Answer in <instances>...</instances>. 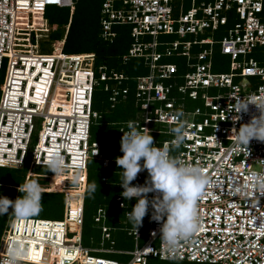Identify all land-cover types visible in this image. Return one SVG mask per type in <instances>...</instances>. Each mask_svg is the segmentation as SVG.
I'll return each mask as SVG.
<instances>
[{"label":"built area","instance_id":"1","mask_svg":"<svg viewBox=\"0 0 264 264\" xmlns=\"http://www.w3.org/2000/svg\"><path fill=\"white\" fill-rule=\"evenodd\" d=\"M176 1H179V7ZM74 3L75 0H0V129L14 125L12 129L20 138V135H27L26 128L28 132L34 131L40 122L38 142L30 153L31 168L33 164H44L49 153L46 146L59 151L64 148L71 153L68 146L72 138H78L79 144V139L86 137L82 133L91 123V114L95 118L101 117L90 107L92 83H100L93 79L95 54H65L60 46L63 42L52 43L51 52H40V41L48 37L47 33H43L48 31L43 17L44 8L49 5L72 6ZM100 23L102 35L106 38L116 35L112 29L114 24L130 25L133 43L124 60L143 57L149 65L148 74L136 79L135 92L142 115L130 120L141 131H145L143 127H146L157 147L169 145L172 155L204 167L215 182L205 189L198 201L200 228L190 239L179 243L174 255H169L159 239L162 221L158 223L149 219V206V214L143 218L137 232L133 227L128 230L133 238L132 249H106L103 242L101 248L84 246L81 230L87 160L90 156L101 158V155L97 142L93 143L90 155L86 140H83L78 163H74L71 153V160L67 162L70 166L62 174L64 178L57 180L52 176L48 189L65 193L66 209L69 210L65 212L64 220H17L13 217L1 236L0 255L6 254L12 241H19L18 236L38 238L36 231L40 226H46L55 230L51 235L49 230H44L42 236L45 262L24 258L22 264H94V260L95 264H120L94 257L91 254L94 251L131 255L124 264H150L149 258L201 264H264V227H261L264 223V195L254 194L250 198H243L231 194L236 184L247 180L250 171L264 168L259 161L264 159V142L251 140L247 155L243 147L235 144V137L232 136V129L247 123L250 115L256 112L255 106L250 104L249 113H241V119L234 122V97L264 95V0H104ZM161 34L176 35V38L162 40L159 38ZM159 46L163 50L160 51ZM217 51L229 56V71H213ZM257 53L262 57L257 58ZM174 54L184 57L187 62L188 69L183 74L182 83H178L179 78L175 76L178 72L176 63L159 62L164 55ZM30 61L41 63L39 71L34 63L28 68V72H36L33 77L36 82L43 77V69L49 70L48 81L45 82L48 89L45 99L41 101L26 98V89L29 96H35L36 92V86H27L28 79L23 75L28 73L23 71L27 67L26 62ZM78 71L84 73V78L74 87H77L78 94H82L83 102L73 100L74 93L69 90V82L78 77ZM98 72L100 80L114 79L121 83L128 79L122 72L109 74L106 66H100ZM9 74L13 82L19 81L18 84L8 82ZM165 80L170 82L166 84ZM14 84L19 87L16 90L20 93L16 95V105H13L16 109L10 110L6 102L9 101V92L14 91ZM109 86L107 84L105 89ZM175 87L179 95L196 101L198 105L193 110L185 108L187 103L184 98V101H179L177 97L170 96ZM210 88L215 90L213 94L208 93ZM60 89L64 90L61 91V100L52 111L54 96ZM112 91L111 101L114 105L120 96L126 97L128 88H114ZM71 104V111L65 112V107ZM9 110L13 113L12 117ZM178 110L184 114L181 119L186 123L187 138L181 146L172 148L170 142L173 136L169 129ZM130 120L123 122L119 131H127ZM152 124L161 126L152 128ZM12 129L4 133L9 140L3 144L0 141L3 148L0 165L19 163L22 166L26 162L28 148L19 145L21 152H13V145L9 144L14 136V133L9 136ZM161 134L171 137L163 138ZM18 140L22 141L21 138ZM41 142L46 146L40 147ZM108 161L103 160L104 167L108 166ZM71 170L73 175L70 174ZM77 172L78 186H73L71 178ZM147 176L146 170L141 171L135 183H131L143 184ZM148 195L151 197L153 193ZM117 199L122 206V197L118 196ZM73 201H76L75 209ZM104 218V210L99 209L95 220L104 223ZM108 229V226L102 225L107 237ZM57 232H61V236ZM25 243L29 247L28 242ZM52 243L57 248L64 244L68 254L79 251L85 258L64 256L60 261L51 253Z\"/></svg>","mask_w":264,"mask_h":264},{"label":"clouds","instance_id":"2","mask_svg":"<svg viewBox=\"0 0 264 264\" xmlns=\"http://www.w3.org/2000/svg\"><path fill=\"white\" fill-rule=\"evenodd\" d=\"M75 4V3H74ZM74 4L67 6H57L59 8L68 7L72 11L74 8ZM55 6V5H49ZM48 7V6H47ZM47 7L44 8V15L46 13ZM43 17L45 18V16ZM46 19V18H45ZM70 25V20L66 25H64V34L62 38L53 39L52 43L55 42H63V45H60L64 48L65 39L68 33ZM53 26V25H52ZM51 30L48 28L47 32L49 33ZM49 38V34L48 37ZM44 38V39H47ZM61 44V43H60ZM62 48V52H64ZM130 49V48H129ZM129 53V50H128ZM127 53V54H128ZM65 54H79V53H65ZM80 54H89V53H80ZM126 55V54H125ZM131 58V57H130ZM95 62V61H94ZM99 69V68H98ZM117 72V71H113ZM112 72V73H113ZM109 73V74H112ZM120 73V72H117ZM127 75L126 73L122 72ZM100 73L98 70H94L93 79L99 80L100 83H92L91 86V102L90 107L92 108V99H93V91L97 85L108 84L109 81L114 79H105L100 80ZM128 76V75H127ZM104 86V87H105ZM254 105L256 112L250 115V119L247 123H241L239 128L232 129V136L235 137V144L243 147L247 155L249 154L248 147L251 140L255 139L260 142H264V95H260L259 97L249 96L245 97H234V108L232 112L234 113L232 119L233 121H239L241 119V113H249V105ZM258 113V114H256ZM182 110H178L175 114V118L173 121V126L170 127L169 131L173 136L172 141L170 142L172 148H176L181 146L186 138H187V127L186 123L183 119ZM95 118L91 114L90 121ZM91 125V123H90ZM90 125L87 130L82 133V136L86 134L85 138L79 139L78 148L81 149L82 141L86 140L88 153L91 155V149L93 147V143L97 141H91L90 139ZM142 127V126H141ZM145 131H141L134 121L127 122V131L120 130L122 132V136L119 140L120 152L122 155L115 157V163L119 169L122 170L121 180H120V195L122 200H135V204L131 207L129 212L127 213V219L129 223L136 230L142 224L143 218L145 219V215L149 213L151 206V213L149 215V219L151 221H156L160 223L159 227V239L163 245V248L166 253L169 255H174L179 243L181 241H186L190 239L200 228V214L198 211V201L201 196L204 194L206 188L213 186L214 181L212 177L208 174L207 170L195 163L189 161H182L178 159L176 156L171 154V148L169 145H164L157 147L155 143H153V137L150 135V131H147L146 127H143ZM26 136L20 135L22 141H9L10 146L13 145V152L16 153L18 151L21 152L22 148L19 145H24L28 148L29 157V167H30V153L36 143L38 142V133L41 130L40 128L31 132H28L26 128ZM35 131L36 134H35ZM14 133L12 129L9 132V136ZM22 134V132H21ZM78 134V133H76ZM19 138V139H20ZM98 151L101 155V158L90 156L88 158V162L90 158H94L102 161L108 159V166L103 167L107 169L109 167L110 158L106 157L101 152L100 143ZM18 147L16 148V146ZM65 155V156H64ZM71 153L67 152L64 148L61 151H50L48 157L44 161V164H33V166H46L47 170H50L53 173H45L42 174L44 178L48 180V184L45 186H41V184L36 179H26L23 184H19L17 191L20 193L15 199H10L5 195H0V216L11 214L17 220L27 219L29 217L38 215L42 211V193L43 190L49 192H61L62 191H50V183L52 176L62 175L69 168V162L71 160ZM26 157V162H27ZM73 160L74 157H73ZM142 161V163H141ZM262 164H264V159L259 160ZM25 162V163H26ZM68 162V163H67ZM25 165V164H24ZM23 165V167H24ZM0 167H15L9 165H0ZM23 167H15V168H23ZM146 170L148 176L146 177L143 184H133L139 172ZM33 170L31 169V172ZM87 180L86 187L83 194V206H84V215H85V195L88 197H92L93 193L96 191V183L91 182L88 183V163H87ZM34 175L40 176L38 173H34ZM104 180L106 178H103ZM79 173L77 172L71 178V184L73 186H78ZM149 193H153L151 197H149ZM65 194V193H64ZM232 195H236L237 197L250 198L256 195H264V168L260 170H253L247 174V180L236 184L232 189ZM117 196V198H118ZM117 201H119L117 199ZM120 202V201H119ZM120 205V204H119ZM122 207V206H120ZM11 209V211H9ZM99 209L104 210L105 218L104 223L102 221H96L100 224L101 229V241L100 246L96 248H101L102 242L103 247L106 249L114 248L113 246H106V241L110 239V226L106 225L107 221V211L105 207H99L96 211L95 216L98 215ZM65 205V211H68ZM65 215V213H64ZM12 219V218H11ZM36 219V218H35ZM54 220V219H50ZM61 219L60 221H63ZM84 224V222H83ZM105 224L108 226V234L109 236H105L102 230V225ZM83 231V225L81 230V235ZM155 235V232H153ZM113 245V241L111 242ZM91 248V247H90ZM94 248V247H92ZM116 249V248H114ZM94 253V254H93ZM96 253H113V252H91L94 257H101L99 255H95ZM28 255V246L23 241H12L11 245L7 248L6 254L0 255V264H22V261ZM104 260H114L118 263H123L117 259L112 258H104Z\"/></svg>","mask_w":264,"mask_h":264},{"label":"trees","instance_id":"3","mask_svg":"<svg viewBox=\"0 0 264 264\" xmlns=\"http://www.w3.org/2000/svg\"><path fill=\"white\" fill-rule=\"evenodd\" d=\"M101 7H102V3H100L99 0H75L74 8L72 11L70 10V8L65 7L67 9L66 17L61 18L59 20V23L64 26L70 20L68 33H67L65 43H64V48H63L65 53H79V54L80 53H94L95 54L94 67L96 70H98L100 66H106V70L108 71V73L117 71V72H124L128 75V79H124L123 81H121V83H118L116 80L114 81L111 80L109 81L110 86L107 89H105L104 86L106 83H104V84L97 85L93 91L92 108L94 111L98 112V114H100L101 117L92 119V122L90 125V139L93 142L97 141L100 143L101 152L103 153L102 150L104 148H103L101 141L93 139V137L96 136L97 129L99 127L103 128L102 130H104V133L108 135L109 139L113 142V144L115 145L114 147L120 150L119 140L122 134H120L119 127L125 121L123 119V116H125L124 115L125 111L121 113L122 116H120L119 119H110L109 117L106 116L105 113L101 112L98 109L105 107L109 112L112 113V111L116 109L122 111L124 108H128L130 109L129 114L130 116L131 115L132 116L131 118H129L130 116L128 115L129 119L127 120H130V119L132 120L133 118H135L136 117L135 115L140 109L139 102L136 98V92H135L136 79L138 76L148 74L149 65L143 57H131L128 60H124V55L128 53V50L133 43V38L131 37V34H130V31H131L130 25L114 24L112 29L116 32V35L113 38H106L102 35V30H101L102 26L100 23ZM53 23H57V22H53ZM64 31L65 29L63 30L61 35H56L54 39L62 38ZM161 35L163 36L166 34H161ZM169 36H173V37L175 36L173 39L176 38V35H169ZM125 38L127 39L123 40ZM159 38L161 39V36H159ZM123 43H127V46L125 47ZM159 50L160 51L163 50V47L159 46ZM173 56H175V54ZM173 56L171 55V57ZM166 57H170V56L164 55L159 60V62L160 63L162 62L176 63L174 60H170V59H167L165 61ZM223 58L227 59L228 57L225 58V55L221 54L219 51H217L214 55V61L215 59L217 60V59H223ZM177 59H178V64L177 63L176 64L178 66V72L175 74V76H177L176 78H179L178 83H182L183 74H185V72L188 69L187 62L184 57L177 56ZM134 63H137V66H134L133 68H131L132 64ZM214 64L215 63H213V67H214ZM39 66L40 64L38 63V67ZM229 70H230V67H229ZM77 74H78V77H76L74 81L69 82V85H71L70 90L74 93L73 100H76V101L80 100L81 102L83 101V99L81 98L82 94H78V92L76 91L78 89L77 87H74V86L76 83H78L84 78V73L82 71H78ZM45 77L48 80L49 75L47 77V74H46ZM12 79H13L12 76H10L9 74L8 82L11 83ZM179 80H182V81H179ZM18 82L19 81L16 80V84H18ZM164 82L168 84L170 81L165 80ZM123 87L128 88V93L126 94V97L121 98L120 96L119 101L115 103L114 105H112L113 104V102L111 101V97L113 95L112 90L114 88L121 90ZM214 92L215 90L211 88L208 90V93L210 94H213ZM170 96L177 97L179 101H184L185 99L186 103L187 101H189L186 96L184 98L183 95H179L177 93L176 87L174 88L173 93H171ZM70 106L72 108V104ZM95 160L97 162V167L95 168L92 165L91 161L88 162V183L87 184L94 182V181L97 183H96V191L93 193L92 197H88L87 195H85V215H84V224H83V231H82V244L86 247H93V245H95L96 243L98 244L100 243L101 241L100 224L95 221L94 215L96 214V211L99 207H105L106 205L109 207L112 205V197L106 194H102V190H104L106 187L111 188L115 186L118 192L115 194L114 198H115V201L118 202L117 204L118 207L123 209L122 212L124 214V217H122L121 220L119 219V221H122V224H123L122 229L126 233L120 232L118 241H114L112 239L110 240V243L113 241V247L116 249H124V250L132 249L134 247L133 238L128 234V230L132 228L133 226L129 223L127 219V213L129 212L131 207L135 204V200H132V199L128 201L124 200L122 207H120L119 205L120 202L117 201V196L120 195L119 183L121 180V176L118 177L116 176V174L121 175L122 170L119 169L118 166L116 165L115 159L110 160L111 163L109 164V167L107 169L103 167L102 161L97 160V159ZM0 168L10 170V172L12 173H9V175L10 174L15 175L17 173L20 175L17 177V180H16V175L13 178V180H10V181L0 180V195H5L9 197L10 199H15L18 195H20V193L17 191L18 185L23 184L24 181L26 180V173L29 168V157H27V162L25 163L23 168H15V167H0ZM36 173L40 174V176L29 177L28 179L44 178L41 175L45 173H40V172H36ZM103 178H106V179L104 180ZM41 186L43 187L45 186V184H41ZM41 202L42 204L45 203L47 205L50 212L55 213L56 218H54V220H57V217L59 218L58 220H61L64 218V213H65L64 211H65V205H66V196L64 193L49 192V191L43 190ZM75 204H76V201H73L72 205L74 209L76 208ZM9 211H11V209H9ZM9 216L10 214L0 216V239L6 227V223L8 222L7 220L9 219ZM29 218H33V217H29ZM36 219H44V218H36ZM109 220L110 219L108 218L107 222H109ZM111 224H112V221L110 220L109 226ZM122 234L123 236L127 234V236L130 237L128 238L127 242L121 241L120 236ZM96 254H100V255L106 254V255L112 256L111 257L112 259H117L121 262H126L131 257V255L124 254V253H120V254L119 253H96ZM127 257H128V260H127Z\"/></svg>","mask_w":264,"mask_h":264},{"label":"rangeland","instance_id":"4","mask_svg":"<svg viewBox=\"0 0 264 264\" xmlns=\"http://www.w3.org/2000/svg\"><path fill=\"white\" fill-rule=\"evenodd\" d=\"M103 1L104 0H99L100 3H103ZM176 5H177V7H179V1H176ZM186 6L188 7L189 4L186 3ZM66 13H67V9L66 8H59L57 6H48L47 7L46 14L44 16L46 18V26L51 31L48 33L49 34V38L40 41V45H41L40 52H51L52 51V42H53V39L55 38L56 35H61L62 32H63V30H64V26L59 23V20L61 18L66 17ZM53 22H57V23H53ZM160 36H161V39L162 40H169V41H171L175 37V36L173 37V36H169V35L168 36H166V35H163V36L160 35ZM126 39L127 38H125L123 40H126ZM127 42H129V41H127ZM123 45L126 47L127 46V43H123ZM226 56L227 55H225V58L228 57L227 59H224V58L223 59H217V60L215 59V61H214L215 64H214V67H213V71L214 72H227L229 70V67H230V62H229L230 61V58H229V56H227V57ZM256 57L257 58H261L262 56L259 53H257L256 54ZM167 59L174 60L178 64V59H177V56L176 55L173 56V57H171V56L170 57H166L165 58V61ZM228 59H229V61H228ZM134 66H137V63L132 64L131 68H133ZM2 78H3V76L1 77V81H2ZM179 81H182V80H179ZM11 83H16V82L11 81ZM40 83H44V81H41ZM18 88L19 87L16 86V88H14V89H18ZM25 92H27V91H25ZM37 92H39V91H37ZM12 94L18 95L19 94V91H13ZM26 98L27 99L29 98L28 95L26 96ZM197 105H198V103L196 101L189 100V101H187V105L185 106V108H187L189 110H193ZM98 110H100L101 112L105 113L106 116L109 117L110 119H119L120 116H122L121 113L123 111H125L124 112V115L125 116H123V119L125 121L127 119L131 118V116H132V115L130 116V114H129L130 109H128V108H124L122 111L116 109V110H113L112 113L109 112L105 107L104 108H101V109L99 108ZM128 115L130 116L129 118H128ZM136 115H138L139 117H141L142 111L141 110H138V112H137ZM160 126L161 125H158V124H152L151 125L152 128H157V127H160ZM118 127H119V125H118ZM39 128H40V122L37 125V130ZM163 128L164 129H167V126H164ZM102 129L103 128H101V127H99L97 129L96 136H94L93 139H96V140L101 141V143L103 145V148H104L102 150L103 151V154L105 153L104 154L105 156H108L111 160H114L115 157L120 156L122 154L120 153V150H118L117 148L114 147L115 145L109 139L108 135H106L104 133V130H102ZM36 132L37 131H35V134H36ZM152 135L154 136V134H152ZM160 137L170 138L171 135H169V134H161ZM89 161H91V163L94 166V168L97 167V162H96V160L94 158H90ZM11 164L13 166H15V167H22L23 166V165L22 166L19 165V163H11ZM30 169H32L33 171L30 172L31 171ZM35 172H40V173H53L50 170H47L46 169V166L36 165V166H33L32 168L31 167L28 168V171L26 173V179H28L29 177H36V176H38V175H34ZM9 173H12V172H10V170H8V169L0 168V180H4V181H8L9 180L10 181V180H13V178L15 177V175H16V180H17V177L20 176L18 173L15 174V175H12V174L9 175ZM70 174L73 175L74 174L73 171H71ZM116 176L120 177L121 175L116 174ZM55 178L57 180H61V179L64 178V176L63 175H57V176H55ZM40 179H42V180H40ZM40 179H36L40 184H45V185L48 184V180L46 178H40ZM133 183H135V181H133ZM117 192H118V190H117V188L115 186L114 187H111V188H107L106 187L104 190H102V194H106V195L112 197V205L109 206V207L107 205L105 206V209L107 211V216L112 221V224L110 225L111 226V228H110L111 237H110V239H108L106 241V244H105L108 247L109 246H113V245H111L110 240L113 239L114 241H118L120 232L126 233L122 229V226H123L122 221H119V219L121 220V218L124 217V214L122 212L123 209H121V208L118 207V205H117L118 202H116L115 201V198H114L115 197V194ZM148 214H146L145 217ZM12 217L13 216L10 214L9 219L7 220L8 222L6 223V226L9 224V222H10V220H11ZM32 217L33 218H44V219H47V218L54 219V218H56L55 213L50 212L49 211V208L47 207V205L45 203L42 204V211L38 215H35V216H32ZM58 219L59 218L57 217V220ZM110 220H109V222H107L108 224L106 223V225L109 226ZM128 238H130V237L127 236V234L124 235V236L122 234L120 236V239L123 242H127ZM143 239H144V237H143ZM96 244L98 245V243H96ZM96 244L93 245V246H96ZM54 254H55V256L60 257V255H57V253H54ZM95 255H100V254H95ZM100 256H103L104 258H111L112 257V256H109V255H106V254H102ZM39 259L44 260L43 257H41ZM127 260H128V257H127ZM149 263L150 264H201V263L188 262V261H178V260L165 261V260H160L158 258H149ZM120 264H124V263H120ZM202 264H207V263H202Z\"/></svg>","mask_w":264,"mask_h":264},{"label":"bare ground","instance_id":"5","mask_svg":"<svg viewBox=\"0 0 264 264\" xmlns=\"http://www.w3.org/2000/svg\"><path fill=\"white\" fill-rule=\"evenodd\" d=\"M32 63H34L35 65L38 66V62H32V61H30V62L26 63L27 67H26L25 71H23V72L27 73L28 72V68H29V66ZM39 64L41 66V63H39ZM39 70H40V68L37 69V71H39ZM43 70H44L45 73L43 74V77L38 82H36L35 79L33 78L36 75V72H34V73L28 72L27 74H23L28 79V85L27 86H29V87L32 86V85H35L36 86L35 96L34 95L32 96L30 93H29L30 94V96H29L28 93L25 92L26 96L28 95L29 98H31V99H33L35 101L38 100V99H39V101L44 100L45 99V96H46L47 89H48V87L46 86V84L40 83L41 80H43L44 82H47L48 81L45 76H46V74H47V76L49 75V70H48V68L47 69H43ZM12 81H13V79H12ZM12 88H13L14 91H19V90L14 89V88H16V84H14V87H12ZM27 90L28 89H26V91ZM37 91H39V92H37ZM61 91H64V90L58 91L57 94H56V96H54L52 111L55 110V107L57 106L58 102L61 100V98H60V97H62ZM11 92L13 93V91H11ZM11 92H9V94H10L9 101L6 102V105H10V106H8V108H10V110H15L16 107H14L13 105H16V102H15L16 95L12 94ZM28 92H29V90H28ZM19 93H20V91H19ZM70 108H71L70 105H68L67 107H65V112H70L71 111ZM10 110H9V112H10ZM10 114H11V117H12L13 116V113L10 112ZM13 127H14V125H12L11 127L5 126L4 128L0 129V131H1V133H0L1 134L0 135L1 144H3L4 142H7L9 140V139H7V136L4 134L5 133V130H10ZM52 134L54 136L57 135V133H52ZM73 137H78V136H73ZM53 138H55V137H53ZM12 139L14 141H17V143H18V139L19 138H18V136L16 134V131H14V136H13ZM77 142H78V138H72L71 143L68 146L70 152L73 153V157L75 159L74 160V163H78V159H79V148H78ZM1 144H0V146H2ZM42 146H46V145L41 142L40 143V147H42ZM17 147H18V145L16 146V148ZM46 148H47V151L49 153H50V151H53V150L59 151L58 149H56L54 147H51V148H53V149H51V148H48L46 146ZM7 152H9V154H11V151H9V150ZM49 153H48V155H49ZM2 154H3V148L0 147V156ZM73 169L75 171V168H73ZM71 171H73V170H71ZM30 227H31V225H30ZM44 230H49L48 233L51 235V234H53V232H54L55 229L52 230L51 227L40 226L39 227V230L36 231L38 238L37 237H32V238L29 239L27 237H21V236H18L17 237V239L19 241L20 240H23L24 242L27 241L28 244H29V247H28V255H27V257H25L26 259L36 260L37 262L38 261H41L42 263L45 262L44 260L39 259V258L43 257L42 253H43V249H44V241H42V236L45 234ZM58 236H61V232L58 233ZM59 240H60V238H59ZM51 249H52V251H51L52 254L57 253V255H60V257L57 256L60 259V261H61V259L64 256H67L68 258H73V259L76 256H80L82 258H85V257L81 256V252H79V251H76L75 253L68 254L67 253V246L64 245V244L60 245V247L57 248L56 245H53V243H52ZM95 263H96V260H94V264Z\"/></svg>","mask_w":264,"mask_h":264},{"label":"crops","instance_id":"6","mask_svg":"<svg viewBox=\"0 0 264 264\" xmlns=\"http://www.w3.org/2000/svg\"><path fill=\"white\" fill-rule=\"evenodd\" d=\"M106 221H108V216H107V218H106ZM100 244H101V243H99L98 245L96 244V246H93V247L96 248V247L100 246ZM120 250H124V249H120ZM119 254H120V253H119Z\"/></svg>","mask_w":264,"mask_h":264},{"label":"snow or ice","instance_id":"7","mask_svg":"<svg viewBox=\"0 0 264 264\" xmlns=\"http://www.w3.org/2000/svg\"><path fill=\"white\" fill-rule=\"evenodd\" d=\"M261 227H264V223L261 224Z\"/></svg>","mask_w":264,"mask_h":264}]
</instances>
